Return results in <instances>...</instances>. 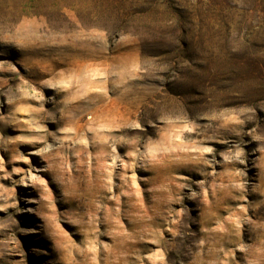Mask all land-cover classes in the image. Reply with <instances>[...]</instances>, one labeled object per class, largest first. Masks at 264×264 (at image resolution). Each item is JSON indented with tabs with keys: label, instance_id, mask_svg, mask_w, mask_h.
<instances>
[{
	"label": "rangeland",
	"instance_id": "rangeland-1",
	"mask_svg": "<svg viewBox=\"0 0 264 264\" xmlns=\"http://www.w3.org/2000/svg\"><path fill=\"white\" fill-rule=\"evenodd\" d=\"M0 264H264V0H0Z\"/></svg>",
	"mask_w": 264,
	"mask_h": 264
},
{
	"label": "bare ground",
	"instance_id": "bare-ground-1",
	"mask_svg": "<svg viewBox=\"0 0 264 264\" xmlns=\"http://www.w3.org/2000/svg\"><path fill=\"white\" fill-rule=\"evenodd\" d=\"M72 86V85H71Z\"/></svg>",
	"mask_w": 264,
	"mask_h": 264
}]
</instances>
